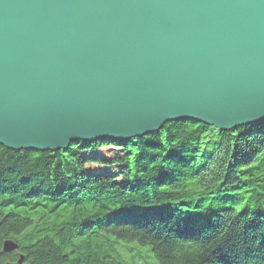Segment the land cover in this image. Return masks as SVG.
Instances as JSON below:
<instances>
[{"label": "water", "instance_id": "water-1", "mask_svg": "<svg viewBox=\"0 0 264 264\" xmlns=\"http://www.w3.org/2000/svg\"><path fill=\"white\" fill-rule=\"evenodd\" d=\"M181 119L264 120V0H0L1 146L126 141Z\"/></svg>", "mask_w": 264, "mask_h": 264}, {"label": "trees", "instance_id": "trees-1", "mask_svg": "<svg viewBox=\"0 0 264 264\" xmlns=\"http://www.w3.org/2000/svg\"><path fill=\"white\" fill-rule=\"evenodd\" d=\"M12 240L17 248L1 252ZM264 264V120L0 145V264Z\"/></svg>", "mask_w": 264, "mask_h": 264}, {"label": "rangeland", "instance_id": "rangeland-1", "mask_svg": "<svg viewBox=\"0 0 264 264\" xmlns=\"http://www.w3.org/2000/svg\"><path fill=\"white\" fill-rule=\"evenodd\" d=\"M18 259H19V258H18ZM18 259H17V260H18ZM136 262L140 264V261H136ZM15 264H17V261H16V263H15ZM22 264H23V263H22Z\"/></svg>", "mask_w": 264, "mask_h": 264}]
</instances>
